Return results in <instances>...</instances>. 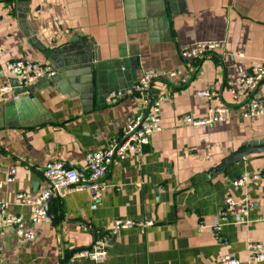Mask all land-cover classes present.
Here are the masks:
<instances>
[{
	"label": "crops",
	"instance_id": "crops-1",
	"mask_svg": "<svg viewBox=\"0 0 264 264\" xmlns=\"http://www.w3.org/2000/svg\"><path fill=\"white\" fill-rule=\"evenodd\" d=\"M128 7L125 0H0V81L12 60L83 66L86 54L71 49L84 42L96 68L89 109L73 91L39 80L31 86L34 101L18 110L25 128L0 126V201L25 221L31 209L16 196L46 187L47 162L83 169L85 152L112 145L126 119L142 111L139 98L103 104L101 94L125 89L148 69L187 75L181 51L199 41L219 43L194 63L188 81L151 85L148 103L167 97L161 101L162 130L150 136L140 156L109 168L104 180L109 188L101 198L94 202L88 190L54 195L48 212L55 222L28 224L35 240L11 228L0 231V264H218L223 255L240 264H264L247 262V245H264V177L231 184L242 175H264V152L215 170L246 142L264 140V115H241L239 87L243 74L264 65V0H134L132 11ZM75 37L79 40L71 42ZM206 89L217 97L196 95ZM254 94L264 97V80ZM14 99L6 96L0 110ZM219 104L229 109L222 122L192 127L179 120L184 114L204 117ZM13 168V181L7 182ZM228 197L248 206V215L222 223ZM121 218L151 225L113 231V221ZM104 236V258L73 257Z\"/></svg>",
	"mask_w": 264,
	"mask_h": 264
},
{
	"label": "built area",
	"instance_id": "built-area-1",
	"mask_svg": "<svg viewBox=\"0 0 264 264\" xmlns=\"http://www.w3.org/2000/svg\"><path fill=\"white\" fill-rule=\"evenodd\" d=\"M219 48V43L214 41H199L192 44L189 48L181 51L180 57L188 62L186 64L187 75L179 70L163 72L160 70L148 69L139 75L132 86L123 90H117L109 93L105 99V104H115L122 97L139 98L143 103L142 111L129 116L123 127L120 138L112 145L104 149H96L85 152L83 169H76L65 165L61 161H49L44 166V178L46 187L35 195L20 193L16 196L19 204L28 206L30 216L25 221L21 216L12 215L7 211V205L0 201V231L11 228L17 235L27 241H33L36 238L35 233L29 227L49 222L48 212L46 210L47 201L60 192H73L88 190L92 194V200L97 202L101 194L109 188L105 183V177L109 168L116 162L129 156H140L144 146L149 143L151 135L161 132V101L167 100V97L160 98V101L148 103L147 95L151 85L155 81L174 80L182 77L186 82L189 76L194 74L196 65L200 61L209 57L211 53ZM192 62V63H191ZM4 70L7 74L5 79L0 81V102L8 95H12L11 83L17 80L19 87L29 88L35 82L42 79H51L56 75L54 68L48 64H40L28 60H12L5 64ZM264 80V65L253 67L250 72L245 73L239 79V87L242 90L243 111L241 115L244 118H255L264 115V97L255 96L254 92L259 84ZM234 93V92H233ZM198 97L207 100H214L217 93L213 90L196 91ZM14 98H16L14 96ZM229 109L223 104L211 107L204 117L195 118L192 115L184 114L180 117V122L187 126L201 127L211 126L215 123L224 121ZM15 168L11 169L7 182L13 181ZM264 175H242L234 180L232 186H243L249 180L263 178ZM224 207L220 212L222 223L229 221V218L235 216L244 217L248 215L249 207L240 206L232 198L224 200ZM150 222H139L132 219H115L112 224L113 231L132 228L135 226H150ZM220 225L213 227L214 232L220 230ZM107 237H102L95 247L76 251L74 258H86L92 261L101 260L106 256ZM247 262H264V245L261 243H250L247 245ZM218 264H240V260L230 255H223Z\"/></svg>",
	"mask_w": 264,
	"mask_h": 264
},
{
	"label": "water",
	"instance_id": "water-1",
	"mask_svg": "<svg viewBox=\"0 0 264 264\" xmlns=\"http://www.w3.org/2000/svg\"><path fill=\"white\" fill-rule=\"evenodd\" d=\"M125 1L126 4L129 6L128 9L132 11L134 0H125ZM78 40L79 38L75 37L71 39V42L74 41L77 42ZM71 50L72 51L82 50V52H84L87 56V60L83 61V63L86 64L81 66L82 63H78L79 66H77L78 64L70 63L71 65L70 67L68 66V68H59L57 66L56 68L53 67L54 70L56 71V75L51 79H42L41 81H44L46 83L48 82L52 83L57 87V89L64 87L68 90V93L70 91H73L74 92L73 97L79 98L81 103L84 104L87 107V109H89V107L92 106L89 103L94 101L93 96L95 94V81H96V68L91 66L92 56L90 52V46L88 42L79 43L78 47H75ZM11 86H12V95L15 96L16 99H14L11 103L7 104L4 107V109L0 110V126L2 124H5L7 126L11 125V126H19L25 128V126H21L24 124L22 123L20 124L21 114L18 113V110L21 109V107H23L24 104L34 101L33 90L31 87L29 88L19 87L17 80H13ZM130 86H132V84L129 85L128 87ZM117 90L119 89L110 90L101 94L102 98L100 102L105 104L104 102L105 97L109 93ZM261 152H264V140L248 141L244 144V147L242 149L238 150L236 153L225 159L221 163V165L218 166L215 170L222 171L228 165L232 164L233 162L241 158ZM50 200L51 198L46 203L47 212H48V204ZM48 216L53 222H55L54 217L51 216L49 212H48Z\"/></svg>",
	"mask_w": 264,
	"mask_h": 264
}]
</instances>
